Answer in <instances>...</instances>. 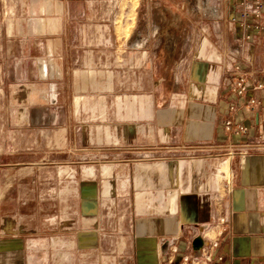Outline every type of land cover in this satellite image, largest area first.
Returning <instances> with one entry per match:
<instances>
[{"label":"crops","instance_id":"crops-1","mask_svg":"<svg viewBox=\"0 0 264 264\" xmlns=\"http://www.w3.org/2000/svg\"><path fill=\"white\" fill-rule=\"evenodd\" d=\"M141 1L136 27L126 36L104 23L118 15L120 0H0V54L19 55L0 62V70L55 65L57 79L74 85L79 73L87 74L82 71L108 70V84L116 85L117 70L124 68L139 85L153 86L129 118L90 109L105 119L64 128L85 147L143 149L153 156L143 160L145 167L153 169L112 160L109 174L92 168L74 194L62 196L55 219L15 215L3 222L0 261L8 262L2 264L57 258L69 264H100L102 258L104 264H181L198 233L217 241L215 254L223 263L264 264V152L222 162L230 168L228 192L214 174L226 157L227 108L245 101L228 92L232 65L236 60L248 80L264 84V32L239 51L238 28L230 21L239 0H219L215 20L182 10L178 0ZM250 94L259 101L256 111L236 115L251 127L248 138L264 117V89ZM74 100L77 108L87 98ZM82 112L78 116H86ZM171 243L179 246L174 256Z\"/></svg>","mask_w":264,"mask_h":264},{"label":"rangeland","instance_id":"rangeland-1","mask_svg":"<svg viewBox=\"0 0 264 264\" xmlns=\"http://www.w3.org/2000/svg\"><path fill=\"white\" fill-rule=\"evenodd\" d=\"M120 1L122 4L118 15H113L110 23H104L117 29L119 35L129 36L136 27L135 13L142 1ZM15 56L19 55L0 54V62L11 63ZM106 71H82L87 74L79 73L80 82L74 85L67 80L57 79L61 78V71L55 69V65L49 70L44 67L30 71L12 68L0 70V225L13 220L15 215L26 221L31 218L40 222L55 219L61 215L57 210L62 196L68 192L74 194L77 183L93 172L92 168L102 169V173L105 170L109 174L112 160H136L134 167L141 164L145 169H153V164L145 167L147 162L143 160H151L153 156L144 153L143 149L115 151L111 147H85L79 144L76 137L73 138V133L67 135L64 129L70 126L74 131L81 121L105 119L98 114L92 116L90 109L102 113L112 109L121 115L117 117L121 120L129 118L135 107L145 104L144 95L153 86L139 85L136 82L138 79L132 80L127 74L131 71L124 68L117 70L120 73L117 84L111 85L108 84ZM28 81L32 82L31 85H28ZM82 96L87 100H80L76 108V101H72V98ZM83 108L86 116H78L80 110L83 113ZM73 112L75 115H72ZM222 162L216 171L219 181L222 173L228 176L230 171L229 166ZM69 199H72L71 196ZM73 201L70 204H74ZM57 240H54L56 250L61 243ZM102 253L103 257L109 256L108 251ZM4 261L2 259L0 264ZM104 262L102 258L100 264ZM25 264L69 263L57 258L27 261ZM84 264L91 262L85 261Z\"/></svg>","mask_w":264,"mask_h":264},{"label":"built area","instance_id":"built-area-1","mask_svg":"<svg viewBox=\"0 0 264 264\" xmlns=\"http://www.w3.org/2000/svg\"><path fill=\"white\" fill-rule=\"evenodd\" d=\"M178 1L181 4L180 7L182 10L190 8L196 13H202V15L209 20H215V18L220 16L218 8L219 0ZM238 7V12L230 19V21L238 28L236 39L240 51L246 43L252 41L254 35L264 32V0H239ZM235 61L236 60H234L232 65L233 68L229 74L230 87L228 88V92L231 94L233 93L237 98L245 101L238 104L236 100H233L227 108L228 111L224 120V137L226 142L224 151L226 157L221 159L219 163L231 159L236 154L246 156L251 151L258 153L264 152V117L261 120V124L255 126L254 137L252 138H248L251 127L238 122L236 118V115L244 108H248L252 110V112L256 111L259 101L250 93L252 91L264 89V84L252 83L248 80L246 72L244 73L242 68ZM239 139H242V141H239ZM220 178V181L226 183L224 185V190L228 192L232 180L230 174L226 176L225 173H222ZM219 221L223 224L225 218L223 217ZM197 238H200L202 244L195 249L193 247V242H195ZM186 246L191 251L182 256L181 264H226L223 263V257L221 255L215 254V250L218 247L217 241L214 239H210L209 241L204 234H196L192 242H189ZM178 247V244H170V256H174L179 252ZM170 261L171 260H169V262Z\"/></svg>","mask_w":264,"mask_h":264},{"label":"water","instance_id":"water-1","mask_svg":"<svg viewBox=\"0 0 264 264\" xmlns=\"http://www.w3.org/2000/svg\"><path fill=\"white\" fill-rule=\"evenodd\" d=\"M202 242L200 238H197L195 242H193V247L196 249V247L201 246Z\"/></svg>","mask_w":264,"mask_h":264}]
</instances>
